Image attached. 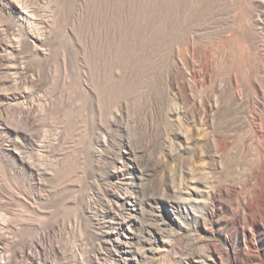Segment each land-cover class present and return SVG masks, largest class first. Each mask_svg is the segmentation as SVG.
<instances>
[{"label": "rangeland", "instance_id": "374dc122", "mask_svg": "<svg viewBox=\"0 0 264 264\" xmlns=\"http://www.w3.org/2000/svg\"><path fill=\"white\" fill-rule=\"evenodd\" d=\"M12 1L33 14L34 29L0 0V41L39 34V49L48 52L50 64L57 68L58 56L67 53L75 65L86 58L93 75L92 67L106 64L105 57L99 53L90 61L86 55L90 39H102L98 50L109 48L122 59L114 66L119 77L136 74L126 78L127 85L100 77L102 104L128 103V110L117 114L123 131L110 114L95 119L74 79L69 90L79 93L83 105L68 118L82 114L80 128L71 134L56 123L55 111L42 109V148L19 139L22 156L56 177L58 153L65 147L60 138L71 135L64 192L48 178L37 188L9 174L0 154V174L35 208L4 199L0 215L11 222L29 219L49 233L65 258L48 246L43 260L264 264V0ZM144 53L147 58H140ZM17 57L32 66L40 60L25 45ZM76 71L82 72L74 66ZM47 92L55 96L58 90L52 86ZM39 95L41 104L48 102L49 95ZM39 151L46 158H38ZM120 153L124 167L113 173V158ZM125 192L133 207L124 204ZM121 215L128 225L117 224ZM27 231L5 234L18 248L22 238L33 235ZM124 232L127 254L108 237Z\"/></svg>", "mask_w": 264, "mask_h": 264}, {"label": "bare ground", "instance_id": "6f19581e", "mask_svg": "<svg viewBox=\"0 0 264 264\" xmlns=\"http://www.w3.org/2000/svg\"><path fill=\"white\" fill-rule=\"evenodd\" d=\"M2 1L7 7L15 9V13L17 14L19 20L25 22L29 29L34 27L32 16L33 14L29 12V10H27V7L25 9V7H22V4L21 6H19V3L17 4L12 0ZM78 15L79 13H76L74 18ZM68 31L70 32V30ZM33 34L34 36L32 35V39L22 40L19 38H11L7 40L4 38L1 39L2 41H0L1 163L2 166L6 168V170H8L9 174L12 173L14 175H21L22 179L25 182L33 185L34 187H42V178H48L56 181L60 186V190L64 192L69 186V178L71 175L69 173V171L71 170V163L69 158L70 147L68 146V144L71 143V137H69L71 135L68 134L69 136L65 135V137L62 136V138H60L61 143L65 145V147L63 148L62 152L60 151L58 153L61 163L59 173L56 177L50 176V173L42 171L41 169L33 166L28 162V160H26L24 156H22L25 153V147L22 143L21 151L18 149L17 143L19 142V139H21L22 142H32L33 145H36V147L39 149L42 148L44 142L43 138H45L43 137V132L45 133V131L38 123V118L42 109L48 112L55 111L56 123L63 125L64 128L71 134H73V132L80 128L83 122L82 114H78L74 119L68 118V116H70L73 111L79 110L81 105H83V103H79L78 101L77 96L79 93H75L74 91L69 90V85L74 79H76L78 82L77 90L81 92L85 97V106L87 105L93 112H95V119L97 121H100L102 118H106V114H110L111 121L114 122L118 129L123 131V123L118 120L119 116L117 117V114L118 112L125 113L128 110V103L124 102L121 99L116 107H112L107 102L102 104L99 101L101 96L99 95L98 86L100 83V77L103 75H107V77L110 79V82L114 81L115 84L116 82H118L117 84L119 85H127L128 81L126 80V78L128 76L126 75L128 74L125 73V76L119 77V75L114 71V66H118V61L122 59L117 55V53L109 50V48L102 49L101 47V50L104 51L100 52L99 48L102 44V39L94 40V38L90 39V43H92L93 46L92 50L88 51V55L86 56L88 59H90V61H96L95 59H97V56L99 55V53H101L105 57L106 64L97 63L98 65H94L92 67L93 75H91V67L85 62L86 58L80 59V62L75 65V62L72 61L69 54L67 53H62L60 56H58L59 63L56 68V66L50 64L48 52L46 50L39 49L38 43L41 37L39 38L38 32V35H36L35 33ZM74 40L77 41L78 39L74 38ZM111 44L109 45L110 47ZM21 45H25V47L29 49L30 53L34 55L35 58H40L39 64L37 66L25 64L18 60V58L20 57H17V53ZM147 56L148 55L144 53L140 55V58L144 59L145 57L147 58ZM107 64H109L110 68L107 66ZM74 66L77 67V69L80 68L82 72L79 73L76 71L77 73H74ZM135 77L136 74L134 73V70L133 72L131 70L128 77L129 80H132ZM52 86H56L58 90L55 96L49 95V92H47L50 91V88ZM44 87H46V89H44ZM39 93H41L43 96L49 95V100L47 103H40L41 97ZM100 104H102V106ZM56 136L58 137L59 134ZM121 145L125 146L126 144L122 141ZM126 152L127 150L124 151V153ZM43 154L39 151L36 156L40 159H44L46 157ZM128 155L130 156L129 153ZM127 159L131 162V159L129 157ZM124 163L125 157H123L121 153L119 155H116L113 158V168L115 169L113 173H118V171L122 167H124ZM3 175L0 174V206H3V204L5 203V199L17 203L22 202L31 207L29 203H26V200L24 198L20 197L19 193L14 190L15 187L13 188L10 185V181L7 180ZM50 193L52 194V191ZM123 196L124 197L122 199L124 200V204L133 207L134 202L131 194L125 192ZM118 198L120 199L121 197L118 196ZM34 199H36V197ZM33 207L31 208L35 209ZM6 209L5 211L7 212L8 209ZM12 214L18 217L17 214ZM116 220L117 224L120 227L128 225V219L125 218V216L121 215V218H118ZM35 224L29 219L22 222V220H19V218L11 222V220L9 221V219L5 217V214L0 215V264H61L59 259H61L62 256L64 257L65 255L62 253L60 248H57L52 242L49 241V233L46 230H40ZM24 229L32 231L33 235L22 239L20 236L21 240L19 243V247L17 248L16 246H14V244L18 241L14 242V239L12 240L11 238H8L5 234V231L11 230L15 234H18L21 230ZM242 236L245 237L244 230L242 231ZM108 237L110 242L113 243L114 247L117 248L120 253H126V241L123 240L127 239L126 232L122 234H108ZM2 244H4L3 247ZM48 246H51L54 249L55 256H59V259H51L52 261L50 260V262L43 260L44 258L46 259V256H48L49 254V251L47 250ZM123 257L121 256L119 261H122V259H124Z\"/></svg>", "mask_w": 264, "mask_h": 264}]
</instances>
